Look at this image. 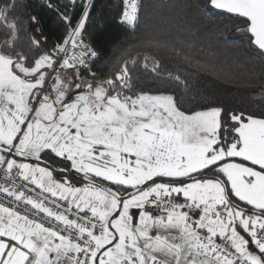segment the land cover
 Instances as JSON below:
<instances>
[{
    "label": "snow or ice",
    "instance_id": "1",
    "mask_svg": "<svg viewBox=\"0 0 264 264\" xmlns=\"http://www.w3.org/2000/svg\"><path fill=\"white\" fill-rule=\"evenodd\" d=\"M17 7L0 0V264H264V112L188 107L171 72L174 88L136 91L127 60L98 77L92 0L74 27L61 14L71 32L47 49ZM141 7L126 0L122 19ZM204 8L242 24L264 61V0Z\"/></svg>",
    "mask_w": 264,
    "mask_h": 264
},
{
    "label": "trees",
    "instance_id": "2",
    "mask_svg": "<svg viewBox=\"0 0 264 264\" xmlns=\"http://www.w3.org/2000/svg\"><path fill=\"white\" fill-rule=\"evenodd\" d=\"M16 2L15 15L25 22L27 34L46 38L47 49L68 37L88 0H75L74 5L71 0ZM92 3L85 43L98 53L90 63L98 77L116 72L127 60L136 91L155 94L157 88H174L167 79L171 72L183 74L189 83L188 107L211 103L232 111L264 112V61L253 56L248 36L238 31L243 25L218 10L205 9V0H142L135 25L122 19V0ZM61 14L72 17L71 27ZM27 34L21 35V43ZM174 48H183L192 62L175 57ZM154 60L159 64L157 72Z\"/></svg>",
    "mask_w": 264,
    "mask_h": 264
},
{
    "label": "crops",
    "instance_id": "3",
    "mask_svg": "<svg viewBox=\"0 0 264 264\" xmlns=\"http://www.w3.org/2000/svg\"><path fill=\"white\" fill-rule=\"evenodd\" d=\"M63 75L68 76V75H70V72H68V71H64V72H63ZM75 183L79 186V185L85 184V183H87V182H83V181H81V180L75 178ZM136 211H139V210H136Z\"/></svg>",
    "mask_w": 264,
    "mask_h": 264
},
{
    "label": "built area",
    "instance_id": "4",
    "mask_svg": "<svg viewBox=\"0 0 264 264\" xmlns=\"http://www.w3.org/2000/svg\"><path fill=\"white\" fill-rule=\"evenodd\" d=\"M125 2H126V0H122V6L124 5ZM139 3L142 5V0H139ZM123 10H124V9H123ZM0 183H3V181L0 180ZM0 198H2V197H0Z\"/></svg>",
    "mask_w": 264,
    "mask_h": 264
},
{
    "label": "water",
    "instance_id": "5",
    "mask_svg": "<svg viewBox=\"0 0 264 264\" xmlns=\"http://www.w3.org/2000/svg\"><path fill=\"white\" fill-rule=\"evenodd\" d=\"M75 175H77L78 177H80V175H81V174H79V173H76ZM84 181H86V180H84ZM86 182H87V181H86Z\"/></svg>",
    "mask_w": 264,
    "mask_h": 264
},
{
    "label": "rangeland",
    "instance_id": "6",
    "mask_svg": "<svg viewBox=\"0 0 264 264\" xmlns=\"http://www.w3.org/2000/svg\"><path fill=\"white\" fill-rule=\"evenodd\" d=\"M91 79V78H90ZM75 178H76V176L75 177H70V179H74V182H75Z\"/></svg>",
    "mask_w": 264,
    "mask_h": 264
}]
</instances>
